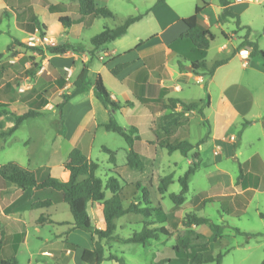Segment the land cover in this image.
I'll use <instances>...</instances> for the list:
<instances>
[{
    "label": "rangeland",
    "instance_id": "rangeland-1",
    "mask_svg": "<svg viewBox=\"0 0 264 264\" xmlns=\"http://www.w3.org/2000/svg\"><path fill=\"white\" fill-rule=\"evenodd\" d=\"M149 1L109 0L108 8L114 14V18H96L88 28L83 30L80 26L72 25L70 28L60 26L58 23L59 15L50 14L46 10L45 2H50V4L70 3L74 7L76 5L75 0H30L27 5L21 2L17 5V9L20 10L19 7L23 10L27 8L25 13L36 16L38 21L49 29V36L58 41L67 38L71 44L80 41L79 46L86 49L88 40L98 34L103 27H113L121 23L126 17L143 12L149 7ZM232 1L230 10H234L239 15L241 28L237 29L233 20L218 24L216 27L211 20L213 14L218 13L217 0H211L212 5L210 7L212 8H209L208 12L206 11L212 23L209 30L214 38L204 53L203 60L207 65L224 58H228V60L216 69L213 82L208 88L212 98L204 115L213 130V139L211 130L209 138L205 139L198 147L199 165L189 178L186 199L177 209H172L173 203L169 200L168 195L179 193L180 187L177 179L184 174L190 163L194 162L192 156L195 150L184 157L178 152L168 154L164 149L154 147L153 149L156 150L154 163L151 161L147 163L148 159H145L146 167L143 172L129 169L126 166L127 148L122 138L115 133L105 131L101 127H93V121H89L92 114L97 122L108 120V114L95 96L92 101L90 100L81 106L70 104V107L65 110L67 118L63 117L64 127L65 123L69 122L68 133H66L67 127H65L63 136L56 135L54 123L57 114L54 107L60 103L61 94L70 92L71 86L59 94V90L66 81L61 74L50 67H48L50 71L48 76L42 74L37 79L35 77L34 79L27 78V68L20 64L19 59L27 55H34L36 61L40 60L41 62L42 59L38 54L23 48L11 50V53H14L16 57L10 56L13 64L9 65L13 67L5 72L2 82L8 80L17 95H25L27 85L33 82V87L40 92L42 98L37 100L35 102L37 105H33L31 108L37 109L42 115L25 120L13 134L4 137V141L3 139L0 140V162H15L29 170L40 168H49L50 170L52 167L58 166L62 160L64 162L70 150L77 148L84 151L93 162L99 165L96 175L101 179L112 176L126 181V183L139 181L147 185L153 204L160 205L162 210L168 214V223L164 226L171 233V236H161L158 240L149 241L145 245L124 244L116 240L107 241L105 242L104 257L112 253L123 259V263L105 259L100 264H185L184 261L176 257L172 247L175 245L176 236L183 234L184 228L181 225V220L189 213L208 218L215 224L227 227L223 232L221 241L213 245L209 244L208 250L204 254L223 253L221 264H261L264 258V241L249 239L248 243L244 244L245 237L236 234L233 228L246 233L264 235V219L259 217L260 213L264 214V190H256L249 197L244 196L243 199L246 204L241 209L236 208L234 204L236 201H241L240 198L239 200L234 198L235 193L240 191L235 186L239 167L243 171H247L248 160L253 155H257L264 162V67L258 57L252 60L248 57L244 61L240 55H237L244 50L241 44L246 35V30H248V41L256 44L259 50L264 51V0ZM193 2L202 6L200 0H192ZM204 2L206 1L204 0ZM64 14L73 20L77 18L73 8ZM56 26H59L58 34H56L57 29H54ZM0 30L2 31L0 34V53L2 55L6 53L7 44L11 45L13 40H21L27 36L18 29L14 30L12 17L6 18L2 11H0ZM222 32L228 36L227 39L224 38ZM65 34L67 37H64ZM23 43L41 49L50 45L37 35L34 37L29 35ZM235 50H237V54H232ZM243 62L249 63L247 68L243 66ZM100 67L99 60H94L90 69L94 71V68ZM88 75L90 82L93 83L92 72L89 71ZM204 78L205 81L209 79L207 76ZM71 79L72 77L68 78L67 82L72 84ZM109 79L114 81L108 72H104L103 80L110 88ZM197 87L194 84L192 92L199 96ZM221 90L225 95L224 98L229 102V106L219 102L217 95ZM43 99H47L46 101L49 102L51 108L41 111L39 104ZM80 113H85L82 118ZM6 114L8 116L3 117L0 123L3 129L8 130L14 124V114L9 112ZM187 114L188 116L183 115L180 118L181 124L174 133L172 140L178 141L179 138L185 136L186 141L196 145L204 139L206 129L201 125L202 120L196 112H188ZM113 117L123 128L127 127L133 118L132 116H122L118 111L114 112ZM245 120L253 123L250 126L242 127V122ZM158 121L159 119L156 123ZM134 122L137 123L136 119ZM80 126L84 128L82 131H78ZM6 130H3V133ZM238 133H241L240 140L238 147L233 151L232 145L236 141ZM138 135L140 141L135 143V149L139 155L143 156V150L147 147L146 142L153 140L154 136L144 129H141ZM102 147L115 152V166L108 162V155L102 151ZM51 174L53 177L59 176L56 169ZM169 174L173 176L172 183L168 186L167 192L161 196L156 188L158 180ZM58 179L64 181L65 177ZM36 196V191L27 189V203L34 201ZM106 197L109 198L108 192ZM203 200L206 202L203 203ZM97 205V203H92L87 208L94 227H96V222L93 212H97ZM230 205L232 207L234 205L232 213H227V207ZM26 217L27 243L22 245L17 253L18 264H52L46 257L38 255L39 251L55 246L56 249L60 247L62 250H66L62 244L68 238L69 233L71 235L68 242L76 244L78 248L68 256H64L62 264H82L80 261L82 250L90 249L92 246L90 235L73 229V219L66 204L59 203L48 208L31 210L27 212ZM40 218L43 221H40ZM48 219L58 222L59 225H52L47 222ZM141 222L140 216L125 215L115 221V235L122 239L127 238L132 233L141 230ZM194 230L203 234L206 232V235H209L207 226L195 227ZM57 234L59 237L54 238ZM162 260H166V262L160 263Z\"/></svg>",
    "mask_w": 264,
    "mask_h": 264
},
{
    "label": "trees",
    "instance_id": "trees-1",
    "mask_svg": "<svg viewBox=\"0 0 264 264\" xmlns=\"http://www.w3.org/2000/svg\"><path fill=\"white\" fill-rule=\"evenodd\" d=\"M29 1L30 0H19L18 2ZM75 1L76 5L74 7H72L70 3L50 4L49 2H45L46 10L50 14H64L71 11L72 8L73 10L75 9L77 15L75 20L68 16L58 17V23L62 27H70L72 24L81 22L84 18H114V14L106 5L108 0ZM158 1L161 2L163 0ZM200 1L202 2V6H195L194 14L183 19V24L186 29L180 35L179 39L188 41L192 47L194 58L191 60L190 64L191 73L195 75L201 74L202 76L210 78L217 68L227 62L228 58L216 60L211 65H207L203 60L204 53L208 50L210 42L214 37L206 25L198 18L203 7L208 6V3L202 0ZM217 3L220 7V11L217 15V23L220 25L233 20L236 28H241L239 15L230 10V5L233 1L217 0ZM142 17L143 14L128 16L121 23L113 27H103L98 34L90 38L87 44L86 53L89 61L96 57L102 46L123 37L127 33L128 28ZM23 28L28 33H33L35 30L38 31V37L40 39L45 38L47 33L46 26L41 24L34 15L27 21ZM246 31L241 46L250 48L251 50L248 53V57L260 58L264 66V51L259 50L256 44L248 41V30ZM16 46L38 54L40 59H43L45 54L64 55L70 51L80 52L84 50L79 45L72 46L67 43L49 45L41 49L16 40L6 49L8 57L14 56L11 50ZM232 54H237V50L233 51ZM1 58L2 55H0V59ZM19 60L22 65L25 62H30L32 69L28 72H30L31 75L39 69L38 63H34V57L32 56H23ZM122 68L123 65L116 66L110 70V73L115 76ZM1 69L2 64L0 65V70ZM179 69L182 70L180 65ZM88 73L87 65L83 64L71 84L70 92L61 94L60 103L55 105L54 108L57 114V119L54 123L56 135L63 136L65 133V127L63 125L64 106L72 98L87 92L91 88L95 98L109 114L108 122L102 125L101 128L107 132L115 133L122 138L127 148L126 166L131 170L142 172L145 165L134 148L135 143L140 141L137 128L133 126L123 128L113 117L114 112L119 111L123 107L130 106L131 104L126 102L123 105H119L113 101L103 85L100 76H97L95 81L91 83ZM30 93H32V89H30ZM41 98V94L36 96V100H41ZM139 101L145 103L142 99H139ZM46 104L47 101L43 100L39 106L42 108ZM161 104L162 108L168 110L169 113L160 117L158 123L155 121V126L151 127V133L155 138L154 143L161 149H164L168 154L178 152L184 157L192 150H195L192 156L194 162H191L184 174L177 179V183L180 187L179 193L168 195L169 200L173 203L172 209H177L184 203L186 199L185 196L188 193L189 178L199 165L198 147L205 139L209 138L211 134L212 128L204 115L205 110L209 107V99L208 95H206L204 100L190 103H185L179 99H166L162 101ZM177 106L180 107L179 112L174 111ZM188 112H196L202 120L201 125L206 129L204 139L196 145L186 140H172L174 133L181 124L180 118L184 113ZM41 115V112L31 107L21 115H13L14 124L3 133V136H10L25 120L36 118ZM249 124L250 121L245 120L242 122V127H247ZM240 135L241 133L236 135V141L232 145L233 151L238 147ZM102 151L108 155V162L115 166V152L106 147H102ZM63 168L66 171V177L64 181H60L58 178L50 175L49 168L29 170L15 162H8L0 166V177L6 183L14 185L21 190L31 189L37 192L36 199L29 204V208L31 209L48 208L59 203L67 205L73 219V229L90 235L92 248L82 250L80 255L82 264H100L105 259L115 261L116 263H123V259L118 258L112 253L104 257L105 242L107 241L116 240L124 244L145 245L149 241L158 240L161 236H171V233L164 226V224L168 223V214L162 210L160 205L153 204L150 199V192L147 185L138 181L126 183V181L112 176L101 179L96 175L99 165L93 162L84 151L77 148H73L69 151L63 162ZM172 180L173 176L171 174L163 176L158 180L156 188L161 196L167 192V188L172 183ZM235 186L241 190V193L234 195L235 200H239L240 198L242 201L239 200V202L236 201V203H234L235 207L239 209L243 208L246 204L243 199L244 196L249 197L256 190H264V162L257 155H253L249 158L247 171H243L242 168L239 167V174L236 177ZM107 192L109 193V198L106 197ZM124 202L126 203L124 204ZM205 202L206 201L203 200V203ZM92 203H97L101 207V229L94 227L91 217L88 214V205ZM231 207V205L227 207V213H232L231 211L234 205L232 208ZM128 214L140 216L142 218V228L140 231L134 232L129 237L122 239L115 235V221ZM259 217L264 219V214L260 213ZM40 221H43V219L40 218ZM181 225L184 228L183 234L176 236L175 245L172 247L179 260L184 261L185 264H221L223 253H217L215 255L204 253L207 252L209 244L213 245L221 241L223 232L225 228H227L225 225L215 224L210 219L197 216L193 213L186 214L181 220ZM199 226H207L210 235L205 236L196 232L194 228ZM233 231L245 237L244 244H247L249 239L264 241V235L261 233H246L237 228H233ZM22 238V234H15L13 236V242L9 246V253H7L6 250H2V242H0V264H18L15 256ZM64 248L74 251L78 247L75 244L64 242ZM163 262H166V260L160 261V263ZM261 264H264V258Z\"/></svg>",
    "mask_w": 264,
    "mask_h": 264
},
{
    "label": "crops",
    "instance_id": "crops-1",
    "mask_svg": "<svg viewBox=\"0 0 264 264\" xmlns=\"http://www.w3.org/2000/svg\"><path fill=\"white\" fill-rule=\"evenodd\" d=\"M18 1L19 0H0V11L3 12V15L6 18L12 17L14 30L18 29L20 32H23L27 35L25 38L17 40L23 43V41H25L29 35L33 37L36 35L38 36V31L35 30L33 33H28L23 28V26L31 19L32 16L25 13L27 8L23 10L21 7H19L20 10L17 9V5L21 3ZM205 1L208 3V6L203 7L202 11L198 15V18L203 24L206 25L208 29L212 25L211 21H213L217 27V15L220 11V7L218 6V13L215 12L213 14L212 20L210 21L207 12L209 8H212L210 7L212 4L211 0ZM108 2L109 0L106 3L107 7ZM191 3L192 0H163L161 2L158 0H150L149 7L143 12L138 13L143 14V17L139 21L132 24L123 37L102 46L96 57L90 61L87 54L85 53L87 50L86 48L80 52L70 51L64 55L45 54L41 62L40 60L36 61L34 55H27L34 57V63H38L39 65V69L34 72L33 75L28 72L29 68L31 67L30 62H25L22 66L27 68V78L30 79H34V77L35 79L40 78L42 74H46V76L50 75L48 67L57 71L62 75L64 81H66L59 90L60 94V92H63V90L70 88L71 83L67 82L68 78L72 77L70 81L72 82L79 73L81 66L86 64L88 67V72L90 71V73L92 72L93 74V82L97 76H100L103 85L105 86L109 96L113 101L119 105H123L126 102L131 104L130 106L121 108L118 112L122 116H132L134 119H136L137 123H135L134 119L131 117L132 120L129 122L130 124L124 128L133 126L137 128L138 132L141 131V129H144L151 133V127L155 126L154 122L163 115L169 113L168 110L162 108L161 104L162 101L166 99H179L185 103H190L204 100L206 95H208L209 106L211 104L210 100L212 97L209 94L208 88L213 82L215 73L207 81H205L204 76L201 74L195 75L191 73L190 64L191 60L194 58L192 47L188 41L179 39L180 35L186 29L183 24V19L192 16L194 14V8L197 6V4L194 2L192 4ZM24 4L27 5V2H24ZM5 11L7 12L5 13ZM233 12L235 11L233 10ZM57 15L66 16L65 14ZM93 20L94 19L91 18H84L81 20V22L72 25L80 26L83 30L88 28L92 24ZM54 29H57L56 34H58L59 26H56ZM1 33L2 31L0 30V34ZM66 34L64 37H67ZM222 34L224 38H228L225 33L222 32ZM45 38L47 40L52 39L53 45L67 43L72 46H78L81 44L80 41L76 44H71L68 42L67 38L63 41H58L54 37L49 36L48 28ZM7 46L9 45L7 44ZM15 48L19 47L16 46L13 48V50ZM243 49L248 53L251 50L247 46H244ZM0 55L2 54L0 53ZM237 55L239 56V54ZM14 57H16L15 54L13 58ZM254 58L249 59L252 60ZM11 59L12 58L8 57L6 53L3 54L2 58L0 59V65L2 64V69L0 70V120H2L3 117L8 116V114H6L8 112L16 116L18 114L21 115L25 113L29 107L37 105L35 104L37 101L36 96L40 94V92H38V90L33 87V82L27 85V93L25 95H17L14 87L11 86L8 80L2 82L3 78L5 77V72L12 69L13 67L9 65L13 64ZM94 60H99L101 67L94 68V71H91L90 68L94 63ZM119 65H123V68L115 76H113L110 73V70ZM179 65L182 67V70L179 69ZM248 65L249 63L243 62L244 67L247 68ZM261 65L263 66L262 62ZM103 71L108 72L114 78V81L109 79V83L111 84L110 88L103 80ZM194 84L198 86L197 90H199V96L197 93L193 94L192 92ZM30 89H32V93H30ZM93 97L94 94L91 88L87 92L75 96L64 106L63 117L67 118L65 110L66 108L70 107V104L73 103L77 104V106H81L88 103L90 100L92 101ZM217 97L220 103H224L225 105L229 106V102L226 98H224L225 95L222 90L219 91ZM139 99L144 100L145 103L140 102ZM49 108H51V105L49 102H47V104L41 108V111L44 109L48 110ZM105 111L108 114V111ZM174 111L179 112L180 107L177 106ZM84 114L85 113H80V117L82 118ZM184 115L188 116L187 113H184ZM91 120L93 121V127H101L108 122L109 114L108 120L106 122H97L93 114L90 115L89 121ZM252 123L253 122L250 121L249 126ZM68 125L69 122L65 123V127H67L66 133H68ZM83 129L84 128H81L80 126L78 131H82ZM3 130L6 129H3L0 123V140L3 139L4 141V137L6 136H3ZM185 139L186 137L184 136L179 138L178 141ZM154 141L155 138L149 142H146L147 147L143 150L144 155H139L144 162L145 167V159H148L147 163H150L149 161L154 163L156 160V150L153 148H158L159 146L155 144ZM4 164L6 163L0 162V166ZM54 169H56L57 173H59V176H56L57 178L66 177V171L63 168V160L58 166H54L50 169L51 176V173H53ZM238 193H241V190L237 191L235 194ZM29 204L30 203H27V190H21L14 185H10L3 181V179L0 177V242H2V250H6L7 253H9V246L13 242V236L15 234H22L23 236L17 253L20 247L27 243L26 215L28 211L34 210L29 208ZM100 213L101 207L98 204L97 212H93L96 222L95 226L97 229L102 228ZM88 214L90 216V213ZM47 222L51 223L52 225H59L58 222L52 221L50 219H48ZM70 235L71 234L69 233L67 236L68 238L63 241V244L64 242H68ZM203 235L209 236L210 231L209 235H206V232ZM58 237L59 234L54 236V238ZM63 244L62 246H64ZM71 252L72 250H62L60 247L59 249H56L55 246L50 249L46 248L40 250L38 255L46 257L51 261L52 264H62L64 256H68ZM17 253L15 256L16 260Z\"/></svg>",
    "mask_w": 264,
    "mask_h": 264
},
{
    "label": "built area",
    "instance_id": "built-area-1",
    "mask_svg": "<svg viewBox=\"0 0 264 264\" xmlns=\"http://www.w3.org/2000/svg\"><path fill=\"white\" fill-rule=\"evenodd\" d=\"M42 40L47 41V42L50 44V46L53 45V41H52V39L47 40L46 38H43ZM30 46H34V45H30ZM239 55L242 57V59H243L244 61H246V59L248 58V52H247L246 50H242V51H240V52H239ZM244 63H246V62H244Z\"/></svg>",
    "mask_w": 264,
    "mask_h": 264
},
{
    "label": "water",
    "instance_id": "water-1",
    "mask_svg": "<svg viewBox=\"0 0 264 264\" xmlns=\"http://www.w3.org/2000/svg\"><path fill=\"white\" fill-rule=\"evenodd\" d=\"M189 70V69H188Z\"/></svg>",
    "mask_w": 264,
    "mask_h": 264
}]
</instances>
